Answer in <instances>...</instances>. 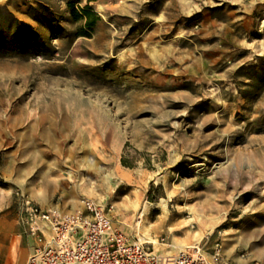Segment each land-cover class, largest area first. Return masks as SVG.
Wrapping results in <instances>:
<instances>
[{
  "label": "rangeland",
  "instance_id": "rangeland-1",
  "mask_svg": "<svg viewBox=\"0 0 264 264\" xmlns=\"http://www.w3.org/2000/svg\"><path fill=\"white\" fill-rule=\"evenodd\" d=\"M23 197L264 264V0H0V264Z\"/></svg>",
  "mask_w": 264,
  "mask_h": 264
},
{
  "label": "built area",
  "instance_id": "built-area-1",
  "mask_svg": "<svg viewBox=\"0 0 264 264\" xmlns=\"http://www.w3.org/2000/svg\"><path fill=\"white\" fill-rule=\"evenodd\" d=\"M65 212L23 197L20 221L36 244L25 264H230L219 248L199 244L175 253L159 251L156 240L132 238L117 228L105 207L94 199Z\"/></svg>",
  "mask_w": 264,
  "mask_h": 264
},
{
  "label": "trees",
  "instance_id": "trees-1",
  "mask_svg": "<svg viewBox=\"0 0 264 264\" xmlns=\"http://www.w3.org/2000/svg\"><path fill=\"white\" fill-rule=\"evenodd\" d=\"M83 13L87 17V24L90 26L95 25V23L100 19L99 15H97L95 11H92L88 8L83 9ZM73 14H75L76 16H81V14H77L75 10H73Z\"/></svg>",
  "mask_w": 264,
  "mask_h": 264
}]
</instances>
